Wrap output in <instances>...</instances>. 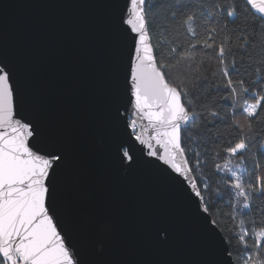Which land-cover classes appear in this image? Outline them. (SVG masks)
<instances>
[{"label": "snow or ice", "instance_id": "6c2138e0", "mask_svg": "<svg viewBox=\"0 0 264 264\" xmlns=\"http://www.w3.org/2000/svg\"><path fill=\"white\" fill-rule=\"evenodd\" d=\"M97 6L106 15L86 122L53 109L0 27V264H264V0ZM222 128L235 142L221 143ZM145 171L187 208L192 258L115 253L99 177ZM142 231L163 252L178 222L161 213Z\"/></svg>", "mask_w": 264, "mask_h": 264}, {"label": "water", "instance_id": "95a60500", "mask_svg": "<svg viewBox=\"0 0 264 264\" xmlns=\"http://www.w3.org/2000/svg\"><path fill=\"white\" fill-rule=\"evenodd\" d=\"M101 0H0L10 5L0 14L10 45L22 54L38 87L59 113L74 123L91 115L98 91V68L106 10ZM99 188L111 217L117 255L132 260L192 258L198 237L188 210L175 192L145 171L133 177L103 173ZM161 213L178 222L174 246L155 249L142 231L144 222Z\"/></svg>", "mask_w": 264, "mask_h": 264}, {"label": "trees", "instance_id": "16d2710c", "mask_svg": "<svg viewBox=\"0 0 264 264\" xmlns=\"http://www.w3.org/2000/svg\"><path fill=\"white\" fill-rule=\"evenodd\" d=\"M224 19H225V21H227V17H225ZM228 27L229 28H234L235 25H232L231 23H228ZM221 35L223 36L224 33H222ZM237 58H238V61H239V56H237ZM238 67H239V69L241 71H243L247 67V65L244 64V63H239L238 62ZM216 68H218V62L212 61L211 62V66L209 67V72H211L212 70H214ZM212 95L215 96L216 94L213 93ZM262 116H264V113H262ZM221 131L224 132V137H225V139L221 141L222 144L227 143L229 140H232L233 142H235V140L237 139L235 134L230 129L222 128ZM257 131L259 132L260 130L258 129ZM261 142H264V141H260L259 138H258L257 139V143L259 144ZM253 151H255V148L253 149ZM223 162H224V154L222 152H221V155H220V159H218V160H213V158L209 157L207 165L205 167V172H207L209 174H212L213 171H214L215 164H217V163L218 164H223ZM217 207L222 209L225 212L228 211V209L224 207L223 201H221V203L218 204Z\"/></svg>", "mask_w": 264, "mask_h": 264}, {"label": "rangeland", "instance_id": "374dc122", "mask_svg": "<svg viewBox=\"0 0 264 264\" xmlns=\"http://www.w3.org/2000/svg\"><path fill=\"white\" fill-rule=\"evenodd\" d=\"M237 161L236 160H233V163H236Z\"/></svg>", "mask_w": 264, "mask_h": 264}]
</instances>
